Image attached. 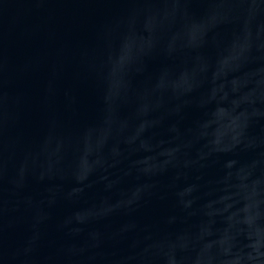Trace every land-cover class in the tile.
<instances>
[{"label":"water","instance_id":"obj_1","mask_svg":"<svg viewBox=\"0 0 264 264\" xmlns=\"http://www.w3.org/2000/svg\"><path fill=\"white\" fill-rule=\"evenodd\" d=\"M0 264H264V0H0Z\"/></svg>","mask_w":264,"mask_h":264}]
</instances>
